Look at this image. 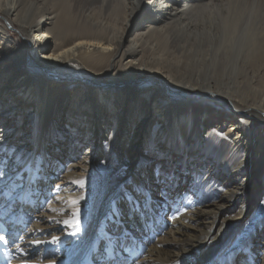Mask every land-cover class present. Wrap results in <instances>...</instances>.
Listing matches in <instances>:
<instances>
[{"label": "bare ground", "instance_id": "bare-ground-1", "mask_svg": "<svg viewBox=\"0 0 264 264\" xmlns=\"http://www.w3.org/2000/svg\"><path fill=\"white\" fill-rule=\"evenodd\" d=\"M132 1L146 5L150 9L147 16L136 9L127 13ZM258 3L259 0H0V17L7 26L17 24L15 28L28 46L26 54L13 56L15 44L0 21V264H48V252L44 255L38 250L37 260L33 261L29 251L49 244L46 235L60 227L56 216L66 211L64 203L70 196L85 201V186L66 182L60 184L61 194L54 196L48 189L23 187L24 180L16 177L20 169L17 165L33 153L34 147L28 148L27 144L34 145L32 132L39 124L44 127L41 145L50 127L56 137L27 164L35 172L42 161L36 178L44 184L55 182L62 173L64 178H71L77 168L83 171V181H87L91 162L98 157L107 160L110 149L116 151L126 142L122 155L127 161L124 179L132 184L125 190L128 214L134 206L131 189L135 187L143 193V205L151 203L152 198L160 201L156 209L159 235L176 242L175 252L157 243L144 249L142 242L127 244L129 237L125 235L135 233L132 225L126 227L119 220L121 231L117 235L106 233L107 238L102 234L104 245L94 253L104 264H111L116 254L111 241L120 236L124 239L121 248L128 256L141 252L142 257L133 263L129 257L122 261L117 257L114 264H156L147 256L154 252L164 256L158 264H205L233 226L249 222L246 219L252 213L264 215V135L252 138L255 126L263 119L264 93L248 97L242 94L236 96L239 101H234L226 92L231 90L228 81L218 82L212 77L215 64L209 65V72L203 68L208 62L205 56L217 59L224 49L227 65L221 71L223 75L241 74L236 69L239 60L244 59L250 62L243 73L252 72L251 89L264 84V28L258 26L255 30V25L248 24L246 30L242 29L250 14L256 17L264 10V3ZM202 7L212 12L211 17L205 18V24L193 23L190 16ZM106 10L112 20L99 21L95 14ZM134 17L141 32L128 40L126 31ZM253 20L252 24L257 23ZM202 30L208 39L216 40L197 43L200 53L193 60H202L196 65L199 69L186 71L184 61L191 50L177 45L178 32L198 35ZM10 52L12 56L7 57ZM145 74L161 78L174 97L152 89L147 82L133 86L132 82ZM207 92L215 95L212 101L201 98ZM223 99L233 112L222 108L227 103ZM182 105L188 110L185 108L177 116L176 109ZM63 115L66 121L62 125ZM172 131L178 133V138L169 137ZM197 142L204 150L202 154L195 148ZM156 169L172 178L159 182L154 175ZM198 181L199 187L211 188L214 199L196 200ZM248 183L255 188L251 194L247 193ZM22 192L33 204L28 218L18 198ZM84 204L67 218L74 229L79 227ZM45 206L49 210L47 217L52 215L50 228L38 219ZM231 212L233 216L228 217ZM219 218L220 228L214 240L217 243L213 245L211 233ZM35 221L37 225L27 233L25 226ZM201 223L208 229L200 230ZM102 228L99 224L98 229ZM195 229L202 232L196 233ZM143 237L138 235V239ZM255 239L253 245L244 242L247 258L253 261L257 252L258 263L264 264V229ZM73 247L68 245L52 264H85L93 256L91 250L83 258L87 251L83 248L74 260ZM65 250L68 253L64 254ZM116 255L123 257L120 250ZM237 257H218L217 264H236Z\"/></svg>", "mask_w": 264, "mask_h": 264}, {"label": "rangeland", "instance_id": "rangeland-1", "mask_svg": "<svg viewBox=\"0 0 264 264\" xmlns=\"http://www.w3.org/2000/svg\"><path fill=\"white\" fill-rule=\"evenodd\" d=\"M130 3L132 6L131 5L127 6V13L131 12L132 9H134V10L136 9V11L138 10V13L140 15L142 14L143 16H147V13L149 12L150 9L146 5H144L142 2L137 4V3L132 1ZM263 3H264L263 0L262 1L259 0L258 5H263ZM205 13H206V15H205ZM193 14H195V15H193V16L189 15L190 20H192L193 23L195 22L196 24L202 25L203 21H204V24L206 23L205 22L206 17H211L212 12H210V11L207 12V8L202 7V8L195 9V12H193ZM95 17L99 21H101L102 19H105L108 22L111 18L108 10H106L103 13H96ZM249 18H250V20H249ZM251 18L256 20L257 23L253 20L254 22L252 24ZM111 20H112V18H111ZM0 21H2L4 23V25L6 26V29L8 30V35H9L10 41L15 44V48L12 51L13 56L21 57L24 54H26L27 50H28V46H27V43L25 41V38L15 28L17 26V24L14 22L12 26H7L6 25L7 23L4 22L1 17H0ZM137 24H139V21H137V18L134 17V19L132 20V22L130 23V25L126 31L128 40L134 39L135 37H137L140 34L139 32H141V30L137 26ZM248 24H250V26L255 25V27H254L255 30H257L256 27L259 28L258 26H260V28L261 27L264 28V10H262V12H260V14H258L256 17L255 16L252 17V15L250 14L247 21L243 25V27H242V24H240V26L242 27V29L246 30V27L248 26ZM203 31L204 30H202L201 33H199L198 35H192L191 33L182 34V33L178 32L179 39H178V41H176L178 43L177 45L181 44V46H183V48H186V50H189V49L191 50L186 55L185 61H184L186 63V66H185L186 71L193 72V70L199 69V67H197L196 65L199 64L202 60H198V61L193 60V58L200 53V47L198 44H200V42L211 43V42H214L216 40L214 38L208 39L209 37L203 35V33H202ZM248 35H251V31L249 32ZM127 43H129V42H127ZM127 43H126V45H127ZM227 46L225 47L226 51H227ZM218 48L220 49V47H218ZM197 50H199V52H195ZM10 55H11V52L6 54L7 57H10ZM218 55H219V57H218ZM218 55H217L218 58L213 59V60H210V57H211L210 55L205 56V59L208 62L204 64L203 68H205L209 72V70H210L209 65L215 64V66L213 67V69L211 71L212 77L215 78V80H217L218 82H221L222 79H224L225 81L226 80L228 81V84H229V87L231 88V90L229 89L226 92H229L230 97L234 101H239L240 99L237 100L236 96H241L242 94H244L245 96H247V95L251 96V95H256V93H258L257 95H259L260 93H264V84L256 85V87H257L256 90L251 89L252 86L249 85V77L251 79L252 72L249 74L243 73V72H246V70H247L246 68L249 66L250 62H248L247 60H244V59L239 60V65H238V68L236 69V72L241 73V74L236 75V77L235 76L233 77V75H228V73H227V75H225V74L223 75V73H221V71H223V67L225 68V65H227V64H225L227 54H224V49H221L219 51ZM180 70H181V68H180ZM146 82L150 84V87L152 89L160 91V92L162 91L163 93H165L169 97H174V94L166 87L165 83L161 80V78H159L156 75L145 74L144 76L135 80L132 83H133V86H136L139 84H145ZM254 89H255V86H254ZM213 96H215V95H213L212 92H207L204 96H201V98L202 97H204V98L208 97V99H209L208 101H212L211 98H213ZM223 101H225L227 103H226V107L225 108L222 107V108L233 112L234 110L229 105L228 101L225 99H223ZM240 103H241V101H240ZM227 104H228V106H227ZM185 108H186V110H188V108L186 106H183V105L178 107L176 109L177 116L179 114H182L181 111L183 112L185 110ZM66 112H67V108L64 110V115L66 114ZM64 115H63L62 121H60V123H62V125L66 121V116H64ZM261 116L263 119H260L258 121L257 125L255 126L252 138H256L259 133L264 135V113H262ZM43 128H44L43 125L41 126L40 124H39V126L34 127V131L32 132L34 134V137H31V138H34V145H31V142L27 144L28 148L34 147L33 153L31 152L30 155H27V157L23 161H20V163L17 165L18 167H20V169H18V173H17L16 177L21 176V178L24 180L23 187H25V186L28 187V186L32 185V186L38 187L40 189H43V188L48 189V190L54 192V196L55 195L59 196L61 194L59 192L61 189L60 184L63 185V183L72 182L77 187L85 186L83 188L86 191V195H85V201H83L82 198H79V197H78V199L77 198H71V196H70V198H68L69 200L64 203V205L67 204V206L65 208L63 207V209L66 211L61 209L64 211V213H63L64 215L61 213L60 216L59 215L56 216L58 218L56 220V224L58 223L60 225V227L58 229L55 228L56 231H54L52 229L53 233L50 232V233H47V235H46V237L49 239V240L47 239L49 244L45 243L44 247H42V245H41L38 248L34 247L29 251L32 255H34L32 258L33 261L37 260V256L35 254L39 250V252L43 251L44 255H46V253L48 252V254L46 256V260L49 262L48 264H52L55 261H57V257L62 254V251L65 248H67L68 245L73 246V244H74L75 247H73V249H72L73 255L75 254L73 256L74 260L78 257V253H80L79 252L80 249L87 248V251L84 254L83 258L91 250L93 251V256L91 258L87 259V261H85V264H91V262H92V264H104V262L101 261V259H96V257L94 256V253L96 250H99V248L102 247V245H104L102 234L106 235V238H107L106 233H108L109 235H111V233H113L114 235L115 234L117 235L121 231V225L119 223V220H123L124 222L122 224H124L126 227H128L129 225H132L131 228L133 229V231L135 233V235H131V234L125 235L126 237H129L127 244H131V243L134 244V243L142 242L143 243V249H144V247L146 248V246H147V248H149L150 246H152V244L156 245V243H157V245L159 247L162 245L161 246V248L163 247L162 249L168 247V248H171L173 252H175V248L173 246L175 245L176 242L171 241L172 239H170V240L164 239L163 240V238L161 237L163 235H159V232L161 229H159V226L157 225L158 221H157V215L156 214L158 213V211L156 209H157V205L160 203V201L156 200L155 198H152L151 203H149L147 205H143V197H142L143 193H141L137 189V187H135L134 188L135 191H134V189H131V190H133L132 194L134 196L133 197L134 198V201H133L134 206L132 208V211H130V215L128 214L127 209H128L129 203L126 200V198H127L126 193L127 192H125V190L130 188L132 186V184H128L129 182H127L124 179L125 170L127 169V161H126V159H124V157L122 155H123L124 149L126 148V142L121 144V146L118 147V149L116 151H113L112 149H110V157H108L107 160H103L101 157H98V159L92 161L90 164V168H88V172L86 175L87 181H83V177H84L83 171L81 172V169L77 168L76 174L72 175L71 178L70 177L64 178L63 176L65 173H62V175L57 180H55V182L50 183V184H44L39 178H36L41 172L40 167H41L42 161L39 162L38 167L36 166L35 172H32V170H30V167L27 165L30 161L35 160L34 156L41 154L43 149L44 150L47 149V147L50 145V142H49V141H51L50 139L56 138L54 135L55 134L54 131L50 127V129L47 133V139H46L45 143H43L41 145V138H44L43 136L41 137V135H42L41 131L43 130ZM170 133H172V134H170L169 137L178 138V133L176 134L174 131H172ZM174 135H176V136H174ZM123 137H124V132L121 131L120 138H123ZM189 138L191 139L190 136H189ZM47 142H48V144L45 146V148H43ZM55 143L57 144V139L55 140ZM200 146H201V144L199 142H197V146L195 148L199 149ZM197 152L202 154L204 152V150L199 149ZM220 171L223 173L221 168H220ZM79 175H81L82 177ZM199 176L197 177V180H199V178H200ZM242 178H244V174L240 176L238 182H240V180ZM196 184H197V187L199 189L195 193V194H197L196 200L201 199L202 201H204L207 199H209V200L214 199L215 196H214V194L212 195L211 188H209V186L205 185V186L199 187L200 186L199 181ZM248 184H249V187L247 189V193L251 194L253 191H255V188L250 183H248ZM186 186L183 188V190H186ZM220 191H222V189H220ZM49 197H50V195H49ZM18 198H19V200L21 199L22 209L25 213V217L28 218V214L33 211V204H32V202L29 201L30 199L28 197H26V198L24 197L23 192L20 195V197L18 195ZM46 198H48V197H46ZM137 200H138V202H137ZM82 202L83 203L85 202V204H84L85 206L81 210L82 211L80 214L81 217L79 216L81 218V220H79L80 222H78L79 227L77 229H74V224L71 223L70 220L67 218L70 215L76 214L77 208L80 207V204ZM68 206H69V208H68ZM72 206H73V208H72ZM120 208H121L122 212L120 211ZM140 208L142 210V214L139 213ZM48 211L49 210H47V208L45 206L44 213L42 214L43 216L39 214L40 216L38 219L40 222L45 223V225L48 226V228H50L53 221L51 219L52 218L51 214L49 215V217H47ZM234 212L229 213V215H228V213H226V214L228 215V217H232ZM253 214L254 213L250 214L247 217L246 221H249V222H246V223L244 222L243 225H235L230 229V231L225 236V238L218 244V246H217L218 249L215 250L214 252H211L210 255L206 258L205 264H217V258L218 257L229 256L231 254H233V255L236 254L238 256L236 259V264H249V262H253L254 264H259L258 259L260 258V255H258V253L256 252L253 261L251 259H248L247 258L248 247L244 244V242L246 241L248 244L251 243L253 245V243L256 242L255 238L257 237L258 233H261V231L264 229V215L256 213L253 216ZM220 219L221 218H219V223H217L215 230L211 233V237L213 236V245L217 243L214 240L215 239L217 240L216 232H217L218 228H220ZM66 220H68V221H66ZM81 222H82V224H81ZM37 223L38 222L35 221V223L33 222L32 224H27L25 226L27 233H30L35 228ZM99 224H101V227H103L102 229H98ZM0 227H1V222H0ZM199 229L200 230H207L208 227L206 224L201 223L199 225ZM201 232L202 231H197L196 233H201ZM73 233H75V235H73ZM139 234H142L145 237L138 239ZM159 238L160 239L162 238V241L159 240ZM118 239L119 240L115 239V241H114V239H113L111 241V243H112L111 249L116 251V254L120 250V253L123 254V257L120 258V256H117L116 254L113 253V258L111 260V264L112 263L114 264V262H113V261H115L114 258H117V257L121 261L125 260L126 258L129 257L131 259L132 263L134 261H138V260L140 261V258L142 257V253L137 252L134 255L128 256L127 255L128 253L125 252L124 250H122V248H121V243H123V241H124L123 237L120 236ZM93 241H95V242L92 244ZM186 248H187V246H184L183 249H186ZM50 251H52V253H50ZM66 253H68V252L67 251L64 252V254H66ZM147 256L150 257V259L153 258V260H155L156 264L162 262L163 261L162 257H164L160 254L159 255L156 254L155 252L152 253V255L147 254ZM148 257H145V258H148ZM0 259H1V257H0ZM35 264H38V262L36 261Z\"/></svg>", "mask_w": 264, "mask_h": 264}, {"label": "snow or ice", "instance_id": "snow-or-ice-1", "mask_svg": "<svg viewBox=\"0 0 264 264\" xmlns=\"http://www.w3.org/2000/svg\"><path fill=\"white\" fill-rule=\"evenodd\" d=\"M0 175H3V173H0ZM154 175L156 176L157 180L161 183L166 182L172 178L171 176L165 174L161 169L154 170ZM73 235H75V233H73ZM34 242L40 243V241H34Z\"/></svg>", "mask_w": 264, "mask_h": 264}]
</instances>
